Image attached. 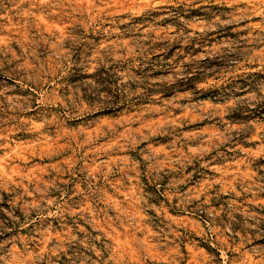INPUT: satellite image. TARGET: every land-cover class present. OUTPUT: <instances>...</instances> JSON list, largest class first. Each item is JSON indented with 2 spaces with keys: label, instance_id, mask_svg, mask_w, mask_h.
Masks as SVG:
<instances>
[{
  "label": "clouds",
  "instance_id": "obj_1",
  "mask_svg": "<svg viewBox=\"0 0 264 264\" xmlns=\"http://www.w3.org/2000/svg\"><path fill=\"white\" fill-rule=\"evenodd\" d=\"M0 264H264V0H0Z\"/></svg>",
  "mask_w": 264,
  "mask_h": 264
}]
</instances>
